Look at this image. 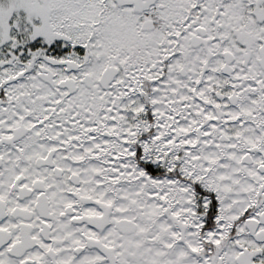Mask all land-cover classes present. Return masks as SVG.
I'll use <instances>...</instances> for the list:
<instances>
[{
    "label": "snow or ice",
    "instance_id": "6c2138e0",
    "mask_svg": "<svg viewBox=\"0 0 264 264\" xmlns=\"http://www.w3.org/2000/svg\"><path fill=\"white\" fill-rule=\"evenodd\" d=\"M0 264H264V0H0Z\"/></svg>",
    "mask_w": 264,
    "mask_h": 264
}]
</instances>
